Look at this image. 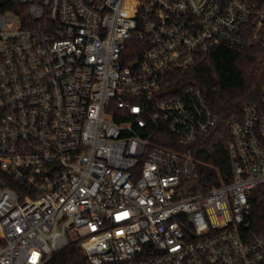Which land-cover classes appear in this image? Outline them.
I'll list each match as a JSON object with an SVG mask.
<instances>
[{"label":"built area","instance_id":"1","mask_svg":"<svg viewBox=\"0 0 264 264\" xmlns=\"http://www.w3.org/2000/svg\"><path fill=\"white\" fill-rule=\"evenodd\" d=\"M259 41L264 0H0V264H264V79L201 188L220 115L174 81Z\"/></svg>","mask_w":264,"mask_h":264},{"label":"trees","instance_id":"2","mask_svg":"<svg viewBox=\"0 0 264 264\" xmlns=\"http://www.w3.org/2000/svg\"><path fill=\"white\" fill-rule=\"evenodd\" d=\"M8 8L10 7L7 5L5 9ZM263 79L262 41L245 49L221 44L188 69L175 73L174 81L179 87H200L208 105L220 115L217 126L201 136L193 145V154L199 162L193 181L196 187L221 185L231 178L228 150L231 120L239 119L246 107L261 104ZM8 184L16 187L13 181H8ZM263 220L264 212L255 215L252 226L254 232L264 231V228L259 226ZM48 264L88 263L84 251L74 242L56 253Z\"/></svg>","mask_w":264,"mask_h":264},{"label":"rangeland","instance_id":"3","mask_svg":"<svg viewBox=\"0 0 264 264\" xmlns=\"http://www.w3.org/2000/svg\"><path fill=\"white\" fill-rule=\"evenodd\" d=\"M70 237H71V240H76V236L73 237L70 235Z\"/></svg>","mask_w":264,"mask_h":264}]
</instances>
